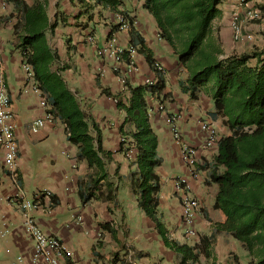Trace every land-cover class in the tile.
<instances>
[{
  "label": "crops",
  "instance_id": "1",
  "mask_svg": "<svg viewBox=\"0 0 264 264\" xmlns=\"http://www.w3.org/2000/svg\"><path fill=\"white\" fill-rule=\"evenodd\" d=\"M260 3L264 0H249L248 8L259 9L263 6ZM219 9L221 13L212 24L213 34L222 43L219 58L222 54L228 57L264 49V18H248L238 0H222ZM235 12L240 13L244 36L240 40L235 38L232 27ZM121 15L133 17L137 24L120 30ZM36 34H43L53 55L47 63L49 71L61 77L86 115L89 133L95 139L94 149L108 154V159L103 158L106 176L100 174L96 164L82 157V144L68 139L67 123L57 114L55 122L47 123L38 132L31 130L32 121L45 112L37 94L25 93L31 82L23 68V52L28 50L31 61L34 50L27 39ZM90 35L96 37L95 43L88 41ZM160 35L144 0H122L116 7L97 4L95 0H0V44L11 107L16 114L18 143L14 171L5 168L0 151V264L16 262L19 256H23L20 264H31L33 243L25 232L24 215L17 203L9 202V197L23 193L36 199L43 188L50 189L53 197L32 214L45 233L63 241L78 264H251L243 243L217 226L226 220L215 207L218 185L211 181L217 148L202 153L199 174L191 176L168 117L180 114L178 124L185 140L192 144L200 139L203 121L221 133L223 128L229 133L228 128L221 117H212L214 100L208 92L202 90L191 96L183 90L190 71ZM248 35L251 39H247ZM113 36L119 46L138 47L134 55L138 70L126 75L128 89L118 79L115 62L97 53ZM154 58L164 66V74L152 68ZM258 59L252 57L249 64L255 66ZM118 66L124 74L126 63ZM145 78L162 85L158 92L145 97L148 120L158 138L157 152L162 157V163L155 168L161 186L156 214L159 226L133 193L132 174L138 170V147L132 136L137 131L136 123L111 99L118 97L128 104L129 87L145 85ZM35 79L40 85L36 74ZM182 174L189 176L190 195L202 206L195 214L197 233L190 237L184 233L181 196L174 185V178ZM62 264H70L69 258H64Z\"/></svg>",
  "mask_w": 264,
  "mask_h": 264
},
{
  "label": "trees",
  "instance_id": "2",
  "mask_svg": "<svg viewBox=\"0 0 264 264\" xmlns=\"http://www.w3.org/2000/svg\"><path fill=\"white\" fill-rule=\"evenodd\" d=\"M221 1L144 0V7L156 19L161 36L190 71L183 90L197 96L204 88L214 100L212 117H221L230 130L220 137L211 165V181L218 185L215 207L226 216L225 222L217 224L218 229L243 243L251 264H264V49L219 58L211 33L213 21L221 13ZM95 2L116 7L122 0ZM37 21L42 24L40 17ZM27 44L34 50L31 61L36 78L53 111L67 123L68 139L81 143L82 157L96 164L100 174L106 176L103 158L108 159V154L94 149L95 139L75 94L60 76L49 71L47 63L53 55L43 34L31 35ZM256 56L258 63L251 66L249 60ZM161 86L159 81L154 86H130L129 103L118 102L137 126L132 135L138 147L133 193L139 196L142 209L157 222L161 186L155 168L162 163V157L157 152L158 138L148 120L145 97L158 92Z\"/></svg>",
  "mask_w": 264,
  "mask_h": 264
},
{
  "label": "built area",
  "instance_id": "3",
  "mask_svg": "<svg viewBox=\"0 0 264 264\" xmlns=\"http://www.w3.org/2000/svg\"><path fill=\"white\" fill-rule=\"evenodd\" d=\"M240 9H246L248 18L251 19H263L264 12L261 9L248 8L249 0H238ZM137 24V21L131 17L119 16L118 27L120 30H129ZM232 27L234 36L237 40L244 38L242 26L240 24V13L235 12L232 17ZM161 36V35H160ZM162 37V36H161ZM88 41L95 43L96 37L90 35ZM247 39H251V35L247 36ZM138 52L137 45L130 44L126 47L119 46L117 44V38L111 37L103 46L98 48V55L107 59L113 60L116 64L114 70L118 71V79L122 83L124 89L127 88V76L128 73L137 72L138 67L134 61V55ZM23 68L27 75V79L31 82L30 86L25 88V93H35L39 96L40 104L45 109L42 116L35 118L31 123V130L38 132L45 127L47 123H53L57 119L56 113L53 111V107L49 102L47 95L43 92L40 85L36 82L35 71L31 64L30 58H28V50H24ZM26 53V54H25ZM127 55V59H125ZM126 63L125 73H122L118 63ZM152 68L160 74H164V66L162 63L153 59ZM158 80L152 78H145V84L148 86H154ZM128 91V90H126ZM112 101L117 103L120 101L118 97L111 96ZM11 95L7 88L6 82V66L2 47L0 44V151L3 153L4 165L8 171H14L18 158V143L16 139V114L12 110ZM163 108L162 105L159 106ZM180 120V114H173L168 117V122L171 125V131L174 141L181 147V156L183 163L189 169L191 176L197 177L198 166L203 163L202 153L207 150L217 148L218 141L221 137L216 127L209 122L203 121L200 125V129L203 132V136L197 143H189L185 140L181 127L178 122ZM175 192L181 196L182 204V216L185 224L184 233L186 236H194L197 231L195 229V214L202 208L198 199L190 195L192 188L188 175H177L174 178ZM53 197V193L50 189L43 188L36 199H30L23 193H17L9 197V202L17 203L21 208L24 215V228L26 234L31 238L33 243V249L31 253V264H62L64 258H69L70 264H78L72 257V254L67 250L63 241L53 235L45 233L38 225L33 211L39 210L44 206V203H48ZM23 261V256H19L16 262L11 264H20Z\"/></svg>",
  "mask_w": 264,
  "mask_h": 264
},
{
  "label": "rangeland",
  "instance_id": "4",
  "mask_svg": "<svg viewBox=\"0 0 264 264\" xmlns=\"http://www.w3.org/2000/svg\"><path fill=\"white\" fill-rule=\"evenodd\" d=\"M260 5H263L262 7L260 6V7H258L259 9H261V10H264V3H260ZM216 25V27H218V24L216 23L215 24ZM212 29H213V26H212ZM211 40H212V42L215 44V46L216 47H218V49L220 50L219 52H218V56H220V54H221V45H222V43H221V41L219 40V38H217L216 37V35H214L213 34V32L211 33ZM171 46V45H170ZM172 47V46H171ZM173 48V47H172ZM174 50V49H173ZM223 55V57H220V58H227L226 56H225V54H222ZM186 66V65H185ZM187 67V66H186ZM203 90H204V88H203ZM205 91V90H204ZM224 125V124H223ZM227 131H229V133H230V130L228 129ZM221 132H219V134H220ZM229 133H225L224 132V128H223V132L221 133V135L223 136V135H227V134H229ZM199 136H203V132L201 131V129L199 130ZM185 228V227H184Z\"/></svg>",
  "mask_w": 264,
  "mask_h": 264
}]
</instances>
